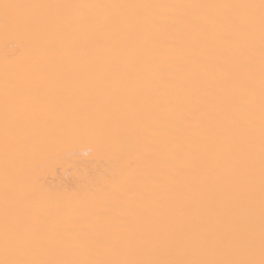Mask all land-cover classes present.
<instances>
[{"label":"bare ground","instance_id":"6f19581e","mask_svg":"<svg viewBox=\"0 0 264 264\" xmlns=\"http://www.w3.org/2000/svg\"><path fill=\"white\" fill-rule=\"evenodd\" d=\"M0 264H264V0H0Z\"/></svg>","mask_w":264,"mask_h":264}]
</instances>
